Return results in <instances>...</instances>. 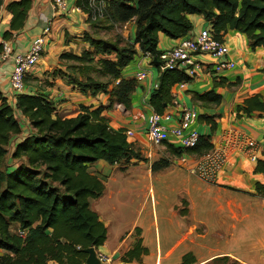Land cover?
<instances>
[{"label":"trees","instance_id":"1","mask_svg":"<svg viewBox=\"0 0 264 264\" xmlns=\"http://www.w3.org/2000/svg\"><path fill=\"white\" fill-rule=\"evenodd\" d=\"M102 1L106 4L104 23L117 26L135 22L134 42L86 34L84 40L92 50L80 55L62 53L66 72L55 71L53 75L62 76L84 94L109 95L110 106L82 105L75 117L62 115L48 94L29 90L40 82L31 77L33 71L26 75L25 93L16 94L15 100L0 88V264H85L84 250L105 244L108 229L92 210L91 202L104 195L106 186L90 166L98 161L111 166L147 161L134 149L126 130L112 129L103 115L116 103L126 109L132 106L137 79H124L123 71L139 53L151 56L152 64L159 68L160 81L151 93L150 104L161 115L173 105V87L193 81L184 70L161 71L160 33L172 40L185 39L194 29L190 17L201 15L216 39L225 41L229 32H235L245 36L253 50L264 49V0ZM75 5L89 12V0H76ZM32 8L33 0H0V11L12 15L9 30L0 34V55L2 41H11L14 33L26 28ZM87 21L92 24L90 17ZM196 99L204 105L222 101L215 92ZM236 111L238 117L264 118V103L255 95L238 104ZM206 121L216 129L212 118ZM167 149L180 158L205 156L214 150V144L211 136L201 135L194 148L168 145ZM9 156L10 164L6 165ZM170 165L169 159L162 158L152 170L158 172ZM255 172L264 174L263 160L258 161ZM257 191L264 197V185L258 184ZM146 254L148 249L140 240L125 254L124 261L140 262ZM196 263L190 253L180 264ZM213 264L240 263L224 257Z\"/></svg>","mask_w":264,"mask_h":264},{"label":"crops","instance_id":"2","mask_svg":"<svg viewBox=\"0 0 264 264\" xmlns=\"http://www.w3.org/2000/svg\"><path fill=\"white\" fill-rule=\"evenodd\" d=\"M75 2L68 0V12L54 16L52 0H33L26 28L14 33L10 41L15 54L26 53L31 42L52 21V33L47 38L41 64L31 74L40 82L38 86H30L29 90L38 89L48 94L58 105L60 114L68 117H75L82 105L98 108L108 107L111 103L109 95L84 94L62 76L53 75L55 71L66 72V62L60 59L62 53L80 55L85 50H92L84 40L86 34L93 35L92 25L84 11L76 10ZM11 18L5 10L0 11V34L9 30ZM190 19L194 25L190 35L210 26L201 15ZM123 33L126 40L134 42L135 22L124 25ZM178 41L160 33L159 50L171 49ZM225 42L230 48L228 57L235 62L234 68L214 74L209 71L213 62L205 59L206 68L193 81L173 87V105L167 111L173 119L167 125L169 128L174 126L182 106H195L199 110V126L196 122L193 128L203 136H211L214 151L228 149L231 133H243L258 142L257 160L251 158L253 153L233 144L226 165L217 180L210 183L191 174L180 157L169 153L168 145L179 148L172 136L161 147L152 148L147 140L148 118L154 111L150 96L159 85L160 71L157 74L154 70L149 56L136 55L135 66H131L134 59L123 71V78L136 79L141 69L148 72V78L137 81L130 109L116 103L103 115L109 119L112 129L134 132L129 141L147 161L132 160L113 166L98 161L90 166V171L106 186L104 195L91 202L92 210L108 229L105 244L96 249L98 254L109 258L104 264H180L190 253L196 257V264H213L224 257L240 264H264V197L257 191L258 184L264 185V174L255 172L258 161H264V118L238 117L236 111L238 104L255 95H259L264 103V49L253 50L248 39L235 32H229ZM12 71L13 59L0 63L1 91L10 100H15L16 94L10 84ZM210 92L222 97L219 105H204L197 101L198 95ZM205 117L216 123L215 130ZM147 144L149 148H146ZM152 149L160 153L157 161L167 158L171 165L154 172L152 165L157 161L148 160L150 152L153 156ZM186 156L192 165L202 157ZM140 240L148 254L142 255L140 262L124 261L125 254Z\"/></svg>","mask_w":264,"mask_h":264},{"label":"built area","instance_id":"3","mask_svg":"<svg viewBox=\"0 0 264 264\" xmlns=\"http://www.w3.org/2000/svg\"><path fill=\"white\" fill-rule=\"evenodd\" d=\"M106 4L100 0H89V12L87 17L92 21L103 19ZM52 9L54 16L59 13H66L69 9L68 0H52ZM76 10H81L77 7ZM52 32V21H49L43 29L41 35L36 37L26 53L15 54L14 47L10 41H2V53L0 60L3 62L13 59V71L10 76L11 89L15 94L25 93V78L39 64L45 52L47 38ZM230 48L225 41L216 39L209 29H205L198 34L179 40L171 49L164 50L159 56V66L161 71L165 69L184 70L190 78H196L204 68H206V60L213 62L211 71L218 74L224 70H231L235 66V62L229 59ZM151 58L149 54H146ZM152 59V58H151ZM148 78L146 70H139L136 74L138 82H142ZM186 85L187 82H183ZM154 110V109H153ZM199 118L195 106L184 105L180 108L178 118L173 127L167 125L172 121L171 114L161 115L155 110L152 111L148 118L147 138L154 147H161L172 136L183 149L194 148L201 134L196 131L193 126ZM129 138L134 137V132L126 131ZM236 144L245 152L253 153L251 158L257 160V152L259 150L258 142L243 133H231V141L228 149L213 150L209 154L197 159L195 163L189 164L187 156L180 158L182 164H186L191 174L196 175L203 180L214 183L218 174L223 170L228 161L229 150L231 146ZM188 164V165H187ZM23 236V232H20ZM101 264L109 261V258L102 254H98Z\"/></svg>","mask_w":264,"mask_h":264},{"label":"rangeland","instance_id":"4","mask_svg":"<svg viewBox=\"0 0 264 264\" xmlns=\"http://www.w3.org/2000/svg\"><path fill=\"white\" fill-rule=\"evenodd\" d=\"M69 4L72 6V2H69ZM102 21V19H101ZM92 34L94 37L96 38H100V39H105V40H109V41H116L118 39L120 40H123L124 43L127 41L124 37H123V31H124V25H117V26H111L110 24L108 23H104V21L100 22V20L98 21H92ZM53 28V26H52ZM52 33V32H51ZM50 33V34H51ZM166 38L167 36L165 34H163ZM51 35H49L48 37L50 38ZM123 38V39H122ZM82 51V50H81ZM138 60V59H137ZM137 60L135 59L132 63H131V66H135ZM3 62L0 60V63ZM40 63V62H39ZM41 64V63H40ZM39 65V64H38ZM154 67V70L157 72H159V68L156 67V66H153ZM36 69V68H35ZM145 69V68H144ZM196 81V80H195ZM199 82H202L201 80H197ZM205 82H209V83H212L211 80H205ZM199 111V110H197ZM197 126L198 125V121H197ZM131 140V139H130ZM148 140V139H147ZM150 146H152V148L154 147L150 141L148 140ZM149 144H147L146 148H149ZM155 148V147H154ZM153 151V156H152V152H150L149 150V154H148V160L152 161L153 163L155 161L158 160V158H160V153L159 152H155L154 149H152ZM157 153L155 156L154 154ZM151 155V156H149ZM144 156H146L144 154ZM9 158L10 156L8 157V161L5 163L6 165L10 164V161H9ZM138 170V169H137ZM213 246H215L214 244H212Z\"/></svg>","mask_w":264,"mask_h":264},{"label":"water","instance_id":"5","mask_svg":"<svg viewBox=\"0 0 264 264\" xmlns=\"http://www.w3.org/2000/svg\"><path fill=\"white\" fill-rule=\"evenodd\" d=\"M154 63H157V60H154ZM168 70L169 69H165L164 72ZM84 253L87 255L85 264H101L100 260L98 259V253L94 247L85 249Z\"/></svg>","mask_w":264,"mask_h":264}]
</instances>
